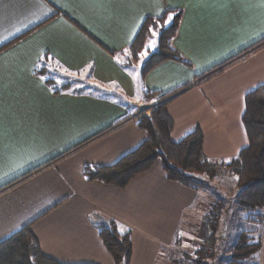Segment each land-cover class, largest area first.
<instances>
[{
	"label": "crops",
	"instance_id": "obj_1",
	"mask_svg": "<svg viewBox=\"0 0 264 264\" xmlns=\"http://www.w3.org/2000/svg\"><path fill=\"white\" fill-rule=\"evenodd\" d=\"M165 10L181 11L171 45L188 65L165 61L141 79L143 60L129 63L127 49ZM75 78L78 93L45 83ZM262 85L264 0H0V242L29 225L59 263L113 264L98 214L130 229L129 264H157L200 192L159 162L124 188L87 181L83 166L134 151L147 137L135 120L165 102L171 140L199 128L209 162L229 164L248 144L244 97ZM260 232L256 264L264 220Z\"/></svg>",
	"mask_w": 264,
	"mask_h": 264
},
{
	"label": "trees",
	"instance_id": "obj_2",
	"mask_svg": "<svg viewBox=\"0 0 264 264\" xmlns=\"http://www.w3.org/2000/svg\"><path fill=\"white\" fill-rule=\"evenodd\" d=\"M174 15L170 23L165 24L169 15ZM181 18V11L165 10L159 18H146L133 42L127 49L128 62L138 60L148 39L156 38L155 50L143 60L140 78L155 66L165 61L188 63L172 48L174 38ZM155 31L156 35H153ZM45 75L44 69L35 74ZM75 81L56 82L46 79L45 83L54 93L81 88H72ZM155 92H145V98L150 101ZM159 100L162 96L158 97ZM248 144L241 149L236 159L229 164L211 163L203 152V133L196 128L180 141L171 140L170 134L173 121L167 111V102L157 105L148 116L135 120L137 128L146 133V139L132 152L124 155L115 164L98 166L85 164L83 176L87 181H99L118 188H124L129 181L149 170L159 162L165 177L182 186L200 191L207 189L209 181L217 176L218 168L224 166L223 175L231 172L235 179L237 192L234 201L241 213L242 222L248 229H242L222 264H256L250 262V257L259 251L261 232L264 220V85L248 92L244 97V112L241 117ZM226 170V171H224ZM200 204L184 214L182 224L195 219ZM198 214V213H197ZM196 214V215H197ZM201 215V214H200ZM203 218L208 221L210 232V253L198 256V259L209 260L212 264L217 255L215 236L219 226L218 211L205 212ZM92 225L98 232L103 246L113 260V264H129L131 258L130 229L121 226L115 220L95 214L90 217ZM215 240V241H214ZM163 257V256H162ZM160 262L163 260L159 259ZM159 261L157 264H160ZM204 263V262H203ZM0 264H62L45 256L39 247L37 239L26 225L0 242Z\"/></svg>",
	"mask_w": 264,
	"mask_h": 264
},
{
	"label": "rangeland",
	"instance_id": "obj_3",
	"mask_svg": "<svg viewBox=\"0 0 264 264\" xmlns=\"http://www.w3.org/2000/svg\"><path fill=\"white\" fill-rule=\"evenodd\" d=\"M154 40L155 36L147 40L144 50L147 52L153 47H146L149 41ZM156 46V43H155ZM151 53V52H150ZM149 53V54H150ZM148 55L141 57L139 55L138 62L145 60ZM133 63L136 64L135 60ZM143 62V61H142ZM79 78L73 79L78 81ZM72 81V79H71ZM81 81V80H80ZM72 88H78L75 84ZM79 89V88H78ZM226 171V170H224ZM223 171L218 170L217 175H221ZM223 175V174H222ZM227 177H233L226 174ZM216 177L209 181L207 189L200 190L197 215L195 219L189 221L186 226H183L172 244L170 253L161 258L163 262L160 264H209V260L198 259V256L203 253V256H208L210 249V232L208 231V224L201 213L218 211L219 226L215 238L217 255L212 264H222V258H226L231 249V243H234L242 229H248L247 225L242 222L241 213L237 210V205L234 201L237 188L234 178ZM185 227V228H184ZM184 229V230H183ZM187 230V232L185 231ZM215 241V240H214ZM253 257L249 259V263L253 262ZM204 262V263H203Z\"/></svg>",
	"mask_w": 264,
	"mask_h": 264
},
{
	"label": "snow or ice",
	"instance_id": "obj_4",
	"mask_svg": "<svg viewBox=\"0 0 264 264\" xmlns=\"http://www.w3.org/2000/svg\"><path fill=\"white\" fill-rule=\"evenodd\" d=\"M174 15H175L174 13L172 15H169L168 19L165 21V24L170 23L173 20ZM153 35H156L155 31H153ZM154 46H155V41L152 40V41H149V44L146 47H154ZM146 54H147L146 52H141L140 56L143 57Z\"/></svg>",
	"mask_w": 264,
	"mask_h": 264
},
{
	"label": "built area",
	"instance_id": "obj_5",
	"mask_svg": "<svg viewBox=\"0 0 264 264\" xmlns=\"http://www.w3.org/2000/svg\"><path fill=\"white\" fill-rule=\"evenodd\" d=\"M216 168H218V170L223 171L224 166H221V168L217 166ZM227 174H230V171H227Z\"/></svg>",
	"mask_w": 264,
	"mask_h": 264
}]
</instances>
